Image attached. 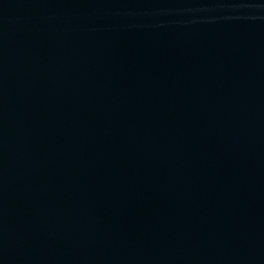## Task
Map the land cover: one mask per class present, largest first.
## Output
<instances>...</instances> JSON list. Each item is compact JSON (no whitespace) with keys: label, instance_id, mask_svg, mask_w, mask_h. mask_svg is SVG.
Wrapping results in <instances>:
<instances>
[{"label":"water","instance_id":"obj_1","mask_svg":"<svg viewBox=\"0 0 264 264\" xmlns=\"http://www.w3.org/2000/svg\"><path fill=\"white\" fill-rule=\"evenodd\" d=\"M0 264H264V0H0Z\"/></svg>","mask_w":264,"mask_h":264}]
</instances>
